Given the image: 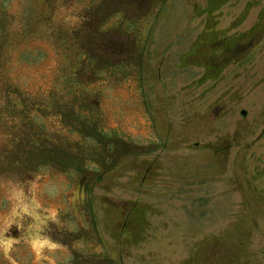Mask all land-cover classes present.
Masks as SVG:
<instances>
[{
    "label": "rangeland",
    "instance_id": "1",
    "mask_svg": "<svg viewBox=\"0 0 264 264\" xmlns=\"http://www.w3.org/2000/svg\"><path fill=\"white\" fill-rule=\"evenodd\" d=\"M93 21L115 25L76 46L128 68L98 96L128 145L84 191L77 160L42 166L61 148L31 157L0 119V264H264V0H0V83L43 94Z\"/></svg>",
    "mask_w": 264,
    "mask_h": 264
},
{
    "label": "trees",
    "instance_id": "2",
    "mask_svg": "<svg viewBox=\"0 0 264 264\" xmlns=\"http://www.w3.org/2000/svg\"><path fill=\"white\" fill-rule=\"evenodd\" d=\"M86 20L88 21V18H86ZM100 24V22L97 23V21H93L90 28L84 26V30L82 29L81 31H76L79 30V27L72 28L70 32L72 36L69 38L71 45L69 49L72 51L75 50L76 52L74 51L73 58H71L72 55L67 56L71 63L67 69L70 70V72L64 70V72L59 75L58 81H56L53 86L46 89L43 94L30 95L25 92H18L15 84L6 81L0 83L4 86L1 94L4 92L7 99H13L10 102V110L0 113V119L2 121L6 119L4 129L7 130L6 133L10 134V141H8V144L20 145L24 140L25 133H28L33 135V140L23 141V144L28 143L33 146V149L29 148L28 150L30 151L27 153L23 152L31 157L34 156L33 154L36 152V140L38 142L39 138L45 141V147L48 148L50 146L53 151L60 147V151L57 150V152H53V156L49 155V152L45 153V158L38 160L37 163H40L42 166L57 168L58 164L64 166L70 162L74 163L75 160H77V163L80 164L79 167L86 173H83V178H80L77 182L79 188L84 191L94 186L95 182L93 178L97 180L102 174H110L113 167L117 165L119 156H121L122 153L121 150H118L120 141L118 139L122 140V138L111 128H104L105 125L103 124V120H101L103 111L100 109L98 96L100 93V84L105 83V81L111 82L118 79L120 80L122 79L121 75L125 77L129 70L128 68L119 70L117 68L118 61L116 59H111L110 55L112 53H108L107 50H102L99 54H92L85 47L76 46L81 40H85L86 44V41H89L88 38L90 35V38L94 40L93 34L95 33L99 36L106 33L108 34V30H112L111 28L115 25L113 24V26L110 25L108 26L109 28H106L103 24L101 26ZM103 41L96 42L97 44L100 43L98 45L102 47L104 46ZM3 45L4 44L0 42V50L3 48ZM55 95L60 96L61 101L57 100L55 102L59 105L63 104L61 107H57V105L49 106L48 103L42 104L40 101V99H45L46 97L52 98L55 97ZM30 98H34V100L27 101V99ZM36 104H38V106ZM39 107L45 110H39ZM66 113L70 118L66 117ZM12 117L17 120L11 122L10 119ZM41 120H44V122L49 120L51 125L53 121L56 125L60 126L61 130L56 132L52 129H48L46 133L51 134H42L45 123ZM21 124H23V126H21ZM16 130H19L20 133H16ZM70 133L76 136L78 135V138L73 140L76 149L72 152V157L69 156L71 148H67L66 142L67 135ZM19 137L22 139H19ZM47 137L51 139V142ZM127 142L126 140L124 141L125 144H127ZM50 144L57 145L52 146L54 147L52 148ZM4 151L8 153L6 149H4ZM99 163L103 164L104 167L102 168H105V170L102 172L97 169L98 172L95 171L96 173H93L90 169L91 166ZM87 176H93V178L87 179ZM91 224L93 230L97 232V225H95L92 220Z\"/></svg>",
    "mask_w": 264,
    "mask_h": 264
},
{
    "label": "flooded vegetation",
    "instance_id": "3",
    "mask_svg": "<svg viewBox=\"0 0 264 264\" xmlns=\"http://www.w3.org/2000/svg\"><path fill=\"white\" fill-rule=\"evenodd\" d=\"M249 43H251V41H247L245 47H247V45H248ZM243 47H244V46H243Z\"/></svg>",
    "mask_w": 264,
    "mask_h": 264
}]
</instances>
